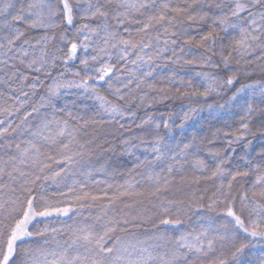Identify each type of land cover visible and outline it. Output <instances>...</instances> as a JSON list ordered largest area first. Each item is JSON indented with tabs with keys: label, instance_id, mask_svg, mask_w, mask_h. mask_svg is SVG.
I'll list each match as a JSON object with an SVG mask.
<instances>
[{
	"label": "snow or ice",
	"instance_id": "obj_1",
	"mask_svg": "<svg viewBox=\"0 0 264 264\" xmlns=\"http://www.w3.org/2000/svg\"><path fill=\"white\" fill-rule=\"evenodd\" d=\"M0 264H264V0H0Z\"/></svg>",
	"mask_w": 264,
	"mask_h": 264
},
{
	"label": "trees",
	"instance_id": "obj_2",
	"mask_svg": "<svg viewBox=\"0 0 264 264\" xmlns=\"http://www.w3.org/2000/svg\"><path fill=\"white\" fill-rule=\"evenodd\" d=\"M75 97H68L69 100L74 99ZM84 104H92V101H84ZM171 107L170 108H166L164 105H159L158 106V110L161 111H171L173 109L179 111L181 108V105L184 104L186 105L187 102L186 101H176L175 103L172 102H168ZM186 110V109H185ZM81 114L83 115H91V112L88 111L87 109H80ZM223 123V121L221 120H214L211 119L210 117V113L208 111H203L199 114V117L197 119L191 120L188 122V124L185 126V128L183 130L180 129H176L175 130V138L177 140L183 138H191L192 135H197V136H204L207 135L209 133V125H214V126H220ZM106 127V126H105ZM95 135L99 138H103L104 136V131L102 128H100L99 126L95 127ZM137 154H140L139 152ZM113 159L116 160L117 162H120L122 165V170H124L125 172L127 171V168L132 166V160L134 159V157H128V156H120V154L117 152L113 155ZM95 175V179L97 180H107L109 183H112L114 185L123 183V181L125 179H127V176H103V175H98V174H94ZM77 179H80V177H76ZM207 183V184H211V182H202V184ZM169 195H171L169 193ZM177 195H180V193H177ZM87 211H91L93 213H95L96 211H98V209H90V210H86ZM193 219H195V217H193ZM192 221H188V223H191ZM194 226V225H193Z\"/></svg>",
	"mask_w": 264,
	"mask_h": 264
}]
</instances>
